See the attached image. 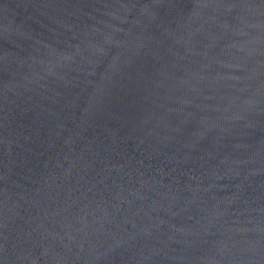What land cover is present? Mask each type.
Wrapping results in <instances>:
<instances>
[{"label":"water","instance_id":"95a60500","mask_svg":"<svg viewBox=\"0 0 264 264\" xmlns=\"http://www.w3.org/2000/svg\"><path fill=\"white\" fill-rule=\"evenodd\" d=\"M0 264H264V0H0Z\"/></svg>","mask_w":264,"mask_h":264}]
</instances>
